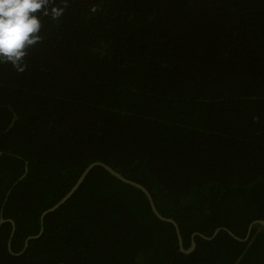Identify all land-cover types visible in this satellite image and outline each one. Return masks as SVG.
<instances>
[{
  "label": "trees",
  "instance_id": "trees-1",
  "mask_svg": "<svg viewBox=\"0 0 264 264\" xmlns=\"http://www.w3.org/2000/svg\"><path fill=\"white\" fill-rule=\"evenodd\" d=\"M41 23L25 70L0 64V264H264L259 225L181 253L101 167L42 217L101 162L185 250L264 220V0H68Z\"/></svg>",
  "mask_w": 264,
  "mask_h": 264
},
{
  "label": "clouds",
  "instance_id": "clouds-1",
  "mask_svg": "<svg viewBox=\"0 0 264 264\" xmlns=\"http://www.w3.org/2000/svg\"><path fill=\"white\" fill-rule=\"evenodd\" d=\"M67 6L68 0H0V64L23 72L28 48L43 39L41 17L58 22Z\"/></svg>",
  "mask_w": 264,
  "mask_h": 264
},
{
  "label": "water",
  "instance_id": "water-1",
  "mask_svg": "<svg viewBox=\"0 0 264 264\" xmlns=\"http://www.w3.org/2000/svg\"><path fill=\"white\" fill-rule=\"evenodd\" d=\"M95 167H101L103 168L106 172H108L111 176L115 177L116 179H118L119 181H121L122 183L124 184H127V185H130V186H133L137 189H139L144 195L145 197L147 198V201H148V205L150 207V210L151 212L153 213V215L161 222H164V223H168V224H171L174 228V231H175V234L177 236V241H178V247H179V251L181 253H184V254H188L190 252L193 251V249L195 248V243H194V240H193V237L194 236H200L202 239L204 240H212L216 235L217 233L220 231V230H223L225 232H227V234L229 236H231L233 239H235L236 241L238 242H245L248 237H249V234L252 230V227L254 225H259V226H262L264 227V220H255V221H252L248 227H247V232H246V236L244 238H239V237H236L232 232H230L229 230L225 229V228H218L216 230H214V232L212 233V235L210 237H206L204 235H201V234H198V233H193L192 234V237H191V245L190 247L188 248V250H185L183 248V244H182V238L180 236V232H179V228H178V225L177 223L172 219V218H166L164 216H162L158 210L156 209L155 205H154V202H153V199L150 195V193L148 192L147 189H145L142 185H140L139 183H136L134 181H131L125 177L122 176V174H120L119 172L115 171L114 169H112L111 167L107 166L106 164L104 163H101V162H95V163H92L90 164L88 167L85 168V170L83 171V173L81 174V176L78 178V180L76 181L75 185L71 188V190L57 203L55 204L53 207H51L50 209L44 211L42 213V217H44L46 214L50 213V212H53L55 211L57 208H59L64 202H66L71 196L72 194L78 189V187L82 184V182L84 181L85 177L87 176V174ZM5 220H1L0 223H4ZM12 226H13V229H14V224L12 223V221H9ZM41 233V231L39 232V234ZM39 234L37 236H33V237H30L27 239V241H29L30 239H34L36 237L39 236ZM10 246V243H8V247ZM27 246V244H25V247ZM10 249V247H9Z\"/></svg>",
  "mask_w": 264,
  "mask_h": 264
}]
</instances>
